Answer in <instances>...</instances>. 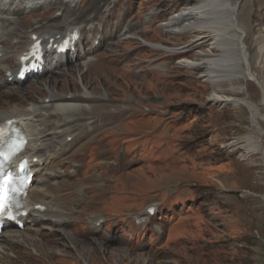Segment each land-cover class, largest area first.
<instances>
[{"label":"rangeland","instance_id":"374dc122","mask_svg":"<svg viewBox=\"0 0 264 264\" xmlns=\"http://www.w3.org/2000/svg\"><path fill=\"white\" fill-rule=\"evenodd\" d=\"M193 3L83 0L74 7L56 3L28 14L20 12L24 28L20 26L18 35L1 44L4 49L17 40L26 41L31 32H63L66 18L84 29L100 24L103 32L85 29L79 48L84 58L64 63L56 74L42 75L23 86L0 85V92L9 96L0 93V109L27 108L45 98L51 84L60 97H78L86 86L104 102L94 99L93 113L75 116L86 120L84 124L94 117H108L114 124L101 139L111 163L102 167L104 161L95 160L92 151L70 159L58 169L63 178L51 183L56 188L64 182L80 193V180L90 171L99 185L104 183L101 171H114L119 165L124 171L109 175L111 192L93 200L81 225L50 226L65 235L51 236L46 230L36 236L32 230H13L23 246L16 247L4 237L6 254L0 264H19L15 257L27 253L30 264H264V122L254 127L244 106L212 105L214 87L201 79L204 70L179 66L182 60L196 59L204 48L184 50L195 37L171 36L160 28ZM242 4L238 19L247 35L244 43L252 70L264 85V0H243ZM135 33L148 42L162 43L172 53L148 51L136 40H126ZM95 39L100 41L98 47ZM88 59L100 60L105 68L85 73ZM217 89L257 105L263 98L261 89L251 82L221 83ZM247 136L260 148L257 153L248 151ZM79 167L82 176H73ZM38 186L43 185L38 182ZM150 206L157 207L154 215L148 214ZM74 209L59 211L74 218ZM62 238L69 247L53 245ZM33 240L42 255L33 252Z\"/></svg>","mask_w":264,"mask_h":264},{"label":"bare ground","instance_id":"6f19581e","mask_svg":"<svg viewBox=\"0 0 264 264\" xmlns=\"http://www.w3.org/2000/svg\"><path fill=\"white\" fill-rule=\"evenodd\" d=\"M81 1L0 0V44L5 43L10 37L18 35L20 28H24L23 22H21L23 19L20 20L18 17L21 11L28 14L41 7L53 6L56 3H67L74 7ZM195 1L196 3L169 17L167 22L161 27L165 34L171 36L188 34L195 37L194 40L188 42L184 50L204 48V50L197 52L196 59L182 60L179 66L191 70L203 69L204 73L201 79L214 87L210 98L212 105L217 107L244 106L251 115V124L258 128L259 122H264V85L252 70L251 57L244 43L247 35L239 24L238 15L240 8H242L243 0ZM3 15L7 16L4 17ZM64 21L65 32L76 27L73 26V19L66 18ZM59 35H61L60 31L44 33L35 31L28 35L26 41L17 40L6 49L0 47V53L3 55L0 59V70L4 73V78L0 80V83L10 87L17 84L15 80L10 83L9 77H6L5 74L12 71L11 69H19V57L22 52L27 51L26 47L29 48L33 44V36H38L39 40L42 39L45 43H48L53 38L58 41ZM159 48L162 49L161 47ZM15 52L18 53V59L14 63ZM188 52L183 51L181 54ZM64 58V56H57L54 61L61 62ZM12 62L14 63L13 66H9L8 64ZM49 66H45L44 73L48 75L56 74L57 64ZM84 66L85 73L94 68H105L100 60L92 61L90 59L85 62ZM16 74L17 72L14 74L15 78ZM80 76L81 80L84 81V73H80ZM233 81L255 83L261 89L263 95L260 105L251 102L247 98L227 97L221 90L217 89L219 84ZM54 87V84H51L49 91H47V96L40 101L31 103L27 108L0 109V126L11 119H16L20 122L19 125L29 140L22 158L30 160L31 168L36 174L34 183L39 181L45 184L42 188L32 187L27 198L28 209L31 212L30 216L35 218L33 225L39 227V229H32L36 236H41L46 230L51 231V236L57 234V232L66 234L60 229L53 231L50 226L61 228L71 224L74 226L81 225L85 220L87 211L94 204L92 203L93 200L100 196L106 197L111 192L112 183H109L108 180L110 173L123 174L124 171L119 169L122 165H119L118 169L114 171L109 168L108 172L96 168L99 172L101 171L100 177L104 183L99 185L96 175L93 171H90L87 176L80 180V193H77L73 186L64 185V182L58 183L56 188L55 184L49 183L52 177L62 178L57 172L58 167L66 166L70 159L86 157L88 154H92V151L95 152L93 153L95 160H103L104 162L100 165L108 168L111 163L110 152L108 148L105 150L106 147L104 148L101 145V139L114 125L108 117H94L87 124H84L86 120L78 121L79 119L76 116L81 113L94 112L95 108L92 102L94 99H98L89 93L86 86L85 90H83L84 92L78 97L73 95L60 97L54 92ZM238 88L235 90H238ZM230 91L234 92L232 89ZM1 93L2 97H9L5 95L8 92ZM98 100L104 102L101 98ZM70 137L72 139L69 142L68 139ZM86 138L87 140L84 141ZM81 142L83 143L79 145ZM247 142L248 146H250L248 151L257 153L260 148L253 144L251 137L247 136ZM34 158H38L39 163H33ZM82 174V169L79 167L76 176L80 177ZM52 187L51 192L50 189ZM38 205L44 206L46 211L42 212L36 209ZM71 207L75 208L74 212L71 211L72 215H75L74 218H66L59 211L61 208L69 212ZM30 218L27 217L24 221L28 222ZM46 223H51V225L48 226ZM11 225L8 224L7 227ZM18 236V233L11 232L7 235L3 233L0 237H7L6 240L9 243L20 247L23 246V241L19 240ZM33 241V252L42 255V251L36 246V241ZM60 243L66 244L67 242L65 238H62V240L54 242L53 245L57 246ZM68 244L65 245V248L66 246L69 247ZM5 251V247L0 244V259L6 254ZM29 257L30 254L27 253L23 257L17 255L15 259L19 264H30L28 263V261H31ZM24 258L29 259L23 263L21 261Z\"/></svg>","mask_w":264,"mask_h":264},{"label":"snow or ice","instance_id":"6c2138e0","mask_svg":"<svg viewBox=\"0 0 264 264\" xmlns=\"http://www.w3.org/2000/svg\"><path fill=\"white\" fill-rule=\"evenodd\" d=\"M35 55L36 53H33V56ZM6 134L5 129L0 127V140H2ZM13 148L19 150V144H13ZM13 183L14 181L8 179L6 174L0 172V215L5 214L11 207H15V205L11 203V198L8 195V193L12 191L10 186Z\"/></svg>","mask_w":264,"mask_h":264}]
</instances>
